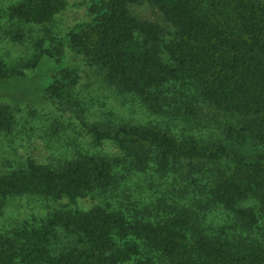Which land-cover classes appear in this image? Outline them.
Masks as SVG:
<instances>
[{
	"label": "trees",
	"instance_id": "obj_1",
	"mask_svg": "<svg viewBox=\"0 0 264 264\" xmlns=\"http://www.w3.org/2000/svg\"><path fill=\"white\" fill-rule=\"evenodd\" d=\"M142 3L175 27L169 42L160 24L131 14L130 6ZM67 8V0H19L10 7L19 29L7 32L9 38L25 40V26L39 27L44 36L24 63L12 67L0 56L1 85L25 78L46 57L67 60L70 47L110 86L135 96L155 115L166 114L170 105L175 116L198 121L199 101L234 123L209 139L155 124L90 123L77 95L78 70H60L47 87L48 98L36 106L58 101L82 108L74 118L82 132L97 146L114 143L123 158L87 154L59 166L28 160L0 173V210L21 196L72 204L107 197L119 189L116 169L124 164L141 174L153 169L174 175L176 183L186 170L185 187L177 186L172 204L159 201L156 211L112 204L58 210L38 226L0 233V264H264V0H92L90 20L59 37L49 27ZM171 84L196 89L198 99L172 105L176 100L169 103L165 95ZM15 126L12 106L0 103V132L12 133ZM245 144L252 145L250 151ZM201 197L226 210L230 221L207 226ZM59 230L80 238L82 246L56 253Z\"/></svg>",
	"mask_w": 264,
	"mask_h": 264
},
{
	"label": "rangeland",
	"instance_id": "obj_2",
	"mask_svg": "<svg viewBox=\"0 0 264 264\" xmlns=\"http://www.w3.org/2000/svg\"><path fill=\"white\" fill-rule=\"evenodd\" d=\"M18 1L0 0V56L12 67L33 58L37 52L36 42L38 38L44 36L39 27L26 26L23 27V31L27 38L23 41L15 42L6 35L7 32L19 29L18 24L11 20L9 13L10 7ZM67 1V10L58 17L55 25L49 27L59 37L91 18L89 7L92 0ZM130 11L141 20L160 24L166 42L174 37L175 27L151 4L131 5ZM66 57L67 60L62 59L61 62L46 57L37 69L28 70L25 78L13 80L5 85L0 84V96L7 98L0 100V103L10 104L16 119L12 133L0 132V173L22 168L28 160L59 166L87 154L123 158L114 143L106 142L103 146H97L82 132L74 120L82 108H65L58 101L52 106H36V103L43 102L45 97L48 98L47 87L58 72L66 67L79 72L77 95L84 105L83 116L90 123L155 124L170 127L181 136L192 134L203 139L221 137L224 127L230 122L234 123L230 116L199 101H195L197 108L200 109L198 121L197 118L189 121L182 116H175L170 105L165 106L166 114L155 115L135 96L122 94L110 86L102 72L90 67L84 57L70 47L67 49ZM165 95L169 103L176 100L172 105L198 99L196 89L184 87L182 84H171L165 89ZM251 147V144H245L243 149L250 151ZM187 173L186 170H182L176 183L174 175H162L153 169L141 174L131 170L130 165L124 164L116 169L120 181L119 189L107 197L96 195L77 204H72L68 200L53 201L31 196L11 198L0 210V233L12 234L25 227L38 226L42 220L58 210L85 211L95 205L112 204L126 211L138 210L144 213L146 208L154 211L159 201L172 204L174 195L172 191H176L177 186L185 187L182 179L187 180ZM201 198L203 206L199 212L207 226L219 228L230 221L232 216L226 210L217 205H208L207 199ZM248 204L256 203L251 201ZM168 208L165 206V211ZM157 216L158 213L154 212L153 218ZM260 228L264 239V218L260 221ZM59 236L58 242L54 245L56 253L82 246L80 238L71 236L64 230H59Z\"/></svg>",
	"mask_w": 264,
	"mask_h": 264
}]
</instances>
